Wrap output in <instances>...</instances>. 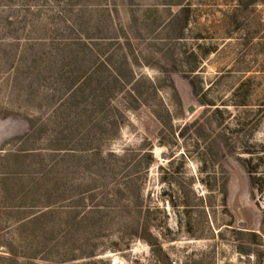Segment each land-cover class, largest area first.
<instances>
[{"label": "rangeland", "instance_id": "rangeland-1", "mask_svg": "<svg viewBox=\"0 0 264 264\" xmlns=\"http://www.w3.org/2000/svg\"><path fill=\"white\" fill-rule=\"evenodd\" d=\"M0 264H264V0H0Z\"/></svg>", "mask_w": 264, "mask_h": 264}, {"label": "water", "instance_id": "water-1", "mask_svg": "<svg viewBox=\"0 0 264 264\" xmlns=\"http://www.w3.org/2000/svg\"><path fill=\"white\" fill-rule=\"evenodd\" d=\"M192 110H193V106L192 105L188 106L187 111L191 112Z\"/></svg>", "mask_w": 264, "mask_h": 264}]
</instances>
